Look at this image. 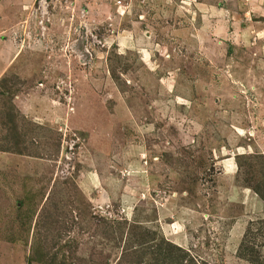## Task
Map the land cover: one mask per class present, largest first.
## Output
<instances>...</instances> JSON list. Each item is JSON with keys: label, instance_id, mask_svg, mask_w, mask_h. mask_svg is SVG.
Instances as JSON below:
<instances>
[{"label": "rangeland", "instance_id": "1", "mask_svg": "<svg viewBox=\"0 0 264 264\" xmlns=\"http://www.w3.org/2000/svg\"><path fill=\"white\" fill-rule=\"evenodd\" d=\"M39 1L0 0V264H264V0Z\"/></svg>", "mask_w": 264, "mask_h": 264}, {"label": "trees", "instance_id": "2", "mask_svg": "<svg viewBox=\"0 0 264 264\" xmlns=\"http://www.w3.org/2000/svg\"><path fill=\"white\" fill-rule=\"evenodd\" d=\"M255 193L259 194L257 191H255ZM171 245H172V244H171ZM171 245H169V248L167 249L168 252H170V251H175V250H176V251H178V253H181V254L183 253V254H184V251H182V249H181L180 247L178 248V247L171 246ZM185 254L187 255V258H186V259L188 260L190 257L188 256L187 252H185ZM177 257H180V256H177ZM185 257H186V256H185ZM185 257H183V258H185ZM190 259H191V258H190ZM187 260H186V261H187ZM191 260H192V259H191ZM178 264H180V263H178Z\"/></svg>", "mask_w": 264, "mask_h": 264}, {"label": "built area", "instance_id": "3", "mask_svg": "<svg viewBox=\"0 0 264 264\" xmlns=\"http://www.w3.org/2000/svg\"><path fill=\"white\" fill-rule=\"evenodd\" d=\"M45 0H40L39 1V6H41V7H46L47 5H45ZM121 2H117V4H120Z\"/></svg>", "mask_w": 264, "mask_h": 264}]
</instances>
